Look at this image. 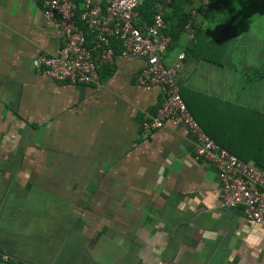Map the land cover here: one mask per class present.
I'll use <instances>...</instances> for the list:
<instances>
[{
	"label": "crops",
	"instance_id": "obj_1",
	"mask_svg": "<svg viewBox=\"0 0 264 264\" xmlns=\"http://www.w3.org/2000/svg\"><path fill=\"white\" fill-rule=\"evenodd\" d=\"M206 5L185 8L194 37L207 31L195 56L184 25L161 60L184 53L174 84L195 117L219 101L246 109L235 142L251 153L264 130L247 112L264 113V73L248 78L264 61V0ZM59 45L41 0H0V264H264V222L220 205L192 135L168 123L140 132L162 101L134 81L143 61L115 56L97 84L56 82L34 64Z\"/></svg>",
	"mask_w": 264,
	"mask_h": 264
},
{
	"label": "built area",
	"instance_id": "obj_2",
	"mask_svg": "<svg viewBox=\"0 0 264 264\" xmlns=\"http://www.w3.org/2000/svg\"><path fill=\"white\" fill-rule=\"evenodd\" d=\"M202 5L209 0H199ZM141 0H41L44 16L58 29L60 45L55 53H41L35 67L51 80L71 84H97L99 69L111 65L115 56L136 57L143 61L134 73L139 85H157L160 105L145 113L140 132L148 134L165 123L186 129L193 137V159L210 163L219 181V203L239 207L253 223L264 222V168L252 160H240L219 146L199 127L175 84L183 52L168 66L161 57L170 41L161 31L163 7L169 0H158L150 23L143 31L134 24ZM77 16V17H76ZM83 25L90 33L88 40ZM189 31L188 23L185 24ZM189 31L187 38L191 39ZM112 41L117 45V54Z\"/></svg>",
	"mask_w": 264,
	"mask_h": 264
},
{
	"label": "trees",
	"instance_id": "obj_3",
	"mask_svg": "<svg viewBox=\"0 0 264 264\" xmlns=\"http://www.w3.org/2000/svg\"><path fill=\"white\" fill-rule=\"evenodd\" d=\"M158 0H141L140 4L136 8V17L133 20V24L140 30L143 31L146 26L150 23L152 14L155 11V3ZM190 0H169L163 7L162 19H163V27L161 31L168 35L170 41L167 47L175 44L181 33L184 31V25L189 18V14L186 12L185 8L188 5ZM228 0H209L207 2V9L211 10L217 3H224L226 4ZM77 17V16H76ZM76 22L79 23L78 18H76ZM81 26V24H80ZM83 32L86 38L90 39V33L88 30L82 25ZM206 30H200L196 33V37L194 34L192 38H195L193 46L190 47V52L192 55L195 56V53L198 47V39L202 38V35H206ZM224 40V38L222 39ZM113 46L115 48V54H117V45H115V41H112ZM110 67V65H104L99 69V72L102 68ZM264 73V61L254 69L251 75L248 78H257L260 77ZM180 95V94H179ZM186 108L196 119L197 124L201 128V130L215 143H217L222 148L226 149L228 152L234 154L238 159L246 161L248 159H252V161L259 167L264 168V150L262 149L260 144H264V130L261 131L260 137L255 141L258 145L255 146V151L252 150L251 153L249 152L248 146L239 145V143L235 142V137L238 138L242 136L241 132V125L242 123L239 122L240 115L246 112V109L239 107L230 102L219 101L222 105V108L219 110H215L213 115H202V119L195 117V114L191 113L188 104L185 102L183 96H181ZM216 101V100H215ZM230 118H229V114ZM252 115V120L254 121L253 124L256 122L255 117H260L261 121L259 122L264 125V113H258L257 111H248ZM233 116L236 117V120L233 119ZM235 130V132H234ZM260 143V144H259ZM236 146V147H235ZM245 150L246 153H239V149ZM241 149V150H243Z\"/></svg>",
	"mask_w": 264,
	"mask_h": 264
},
{
	"label": "rangeland",
	"instance_id": "obj_4",
	"mask_svg": "<svg viewBox=\"0 0 264 264\" xmlns=\"http://www.w3.org/2000/svg\"><path fill=\"white\" fill-rule=\"evenodd\" d=\"M238 3V6H241V5H244V6H251L253 5L252 2H237ZM236 4V3H234ZM234 4H231V6H234ZM241 11V10H240ZM247 11L246 9L243 10V12H238L237 13V16H238V19H237V24L240 23H244L246 20H248L247 18L244 17L243 13ZM250 22V19L248 21V23ZM247 25V23H245Z\"/></svg>",
	"mask_w": 264,
	"mask_h": 264
},
{
	"label": "clouds",
	"instance_id": "obj_5",
	"mask_svg": "<svg viewBox=\"0 0 264 264\" xmlns=\"http://www.w3.org/2000/svg\"><path fill=\"white\" fill-rule=\"evenodd\" d=\"M209 206H211V205H209ZM259 242H260L259 237H256V238H250V239H249V243H250V244H253V245L258 244Z\"/></svg>",
	"mask_w": 264,
	"mask_h": 264
}]
</instances>
